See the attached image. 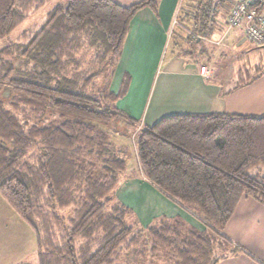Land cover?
<instances>
[{
	"label": "trees",
	"instance_id": "trees-1",
	"mask_svg": "<svg viewBox=\"0 0 264 264\" xmlns=\"http://www.w3.org/2000/svg\"><path fill=\"white\" fill-rule=\"evenodd\" d=\"M50 1L0 0V41ZM158 1L68 0L40 30L20 36L21 53L0 49V195L35 233L33 264H217L240 252L222 235L240 199L264 207V116L170 115L138 128L116 107L130 79L116 93L109 85L129 24L142 9L156 15ZM229 7L181 0L171 56L195 53ZM246 84L239 79L231 91ZM109 128L131 131L137 174L202 231L179 217L142 226L120 203L126 159Z\"/></svg>",
	"mask_w": 264,
	"mask_h": 264
},
{
	"label": "crops",
	"instance_id": "crops-1",
	"mask_svg": "<svg viewBox=\"0 0 264 264\" xmlns=\"http://www.w3.org/2000/svg\"><path fill=\"white\" fill-rule=\"evenodd\" d=\"M113 1L121 6H130L140 0ZM180 3L181 0H159L156 15L145 8L131 20L121 57L111 81V92L118 91L125 76L129 77L130 83L125 96L117 101L116 107L134 119L138 128L152 126L170 115L229 113L264 116L263 61L259 64L255 62L236 73L235 78L228 81L229 85L239 79L247 84L235 91H231L230 88L226 93H222L213 75L209 78L199 75V68L204 63L202 59L192 61L188 58L170 56L165 63H161L165 47L174 29ZM217 24L220 31L208 39H203L205 42L213 45L226 42L227 50L241 54L248 51L251 54L255 49L244 40L242 29L226 30L225 17L224 20L217 21ZM251 78L256 79L248 83ZM115 196L120 203L133 211L142 226L149 225L158 217L168 219L179 217L196 230L204 229L198 220L160 194L138 174L128 175L119 185ZM258 205L251 199L241 198L235 212L236 209L244 214L248 211L253 212ZM241 233V225L229 221L222 235L231 241L234 240L233 238H240ZM232 243L235 245L234 241ZM240 256L242 255L239 252L220 260L217 264L239 262Z\"/></svg>",
	"mask_w": 264,
	"mask_h": 264
},
{
	"label": "rangeland",
	"instance_id": "rangeland-1",
	"mask_svg": "<svg viewBox=\"0 0 264 264\" xmlns=\"http://www.w3.org/2000/svg\"><path fill=\"white\" fill-rule=\"evenodd\" d=\"M67 2L68 0H51L38 11L30 14L6 39L0 41V49L13 46L16 55L21 53L26 48V44L17 43L20 36L25 32L40 30L44 26L47 15L56 6H65ZM226 30L230 31L234 29L226 27ZM182 48L186 47L183 45ZM254 48L251 54H249L250 51L241 54L233 50H227L226 42L221 45L219 43L213 45V43L201 40L193 49L195 53L189 55L187 58L192 59V61L202 59L204 63L201 66L208 65L207 67H210L213 74L209 77L213 75V78L218 81L217 83H219L222 93H226L228 89L233 88L234 82H231V85H229V80L235 78L236 73L250 67L255 62H258V64L262 61L264 62V48L257 46H254ZM164 51L161 63H165L172 55L169 43H167ZM106 78L107 75H102L98 78V90L103 87ZM107 132L110 141H115L113 143L121 149L119 154H122V157L126 159L124 178L128 175L137 174L134 142L132 139L133 134L131 131L129 132V136L120 135L115 130H111V128L107 129ZM256 171L257 169H252L248 173L255 174ZM124 178L121 183L126 180ZM229 221H233V224H237L238 226L241 225L242 228L240 238H233L234 240H231L240 248L242 256L238 258L239 262H232V264H264V207L258 205L253 212L248 211L245 214L236 209V212L234 211L233 217ZM37 253V240L33 229L9 207L0 195V264H33L36 262ZM151 261V264H165L164 262L160 263L156 259Z\"/></svg>",
	"mask_w": 264,
	"mask_h": 264
},
{
	"label": "built area",
	"instance_id": "built-area-1",
	"mask_svg": "<svg viewBox=\"0 0 264 264\" xmlns=\"http://www.w3.org/2000/svg\"><path fill=\"white\" fill-rule=\"evenodd\" d=\"M264 0L230 1L225 25L228 28L242 29L244 40L257 47L264 46ZM199 74L207 78L212 70L207 66L199 68Z\"/></svg>",
	"mask_w": 264,
	"mask_h": 264
}]
</instances>
